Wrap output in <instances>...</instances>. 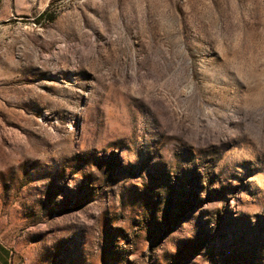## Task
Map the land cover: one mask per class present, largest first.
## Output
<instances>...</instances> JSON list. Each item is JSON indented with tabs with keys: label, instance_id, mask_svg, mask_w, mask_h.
I'll list each match as a JSON object with an SVG mask.
<instances>
[{
	"label": "rangeland",
	"instance_id": "1",
	"mask_svg": "<svg viewBox=\"0 0 264 264\" xmlns=\"http://www.w3.org/2000/svg\"><path fill=\"white\" fill-rule=\"evenodd\" d=\"M0 237L264 264V0H0Z\"/></svg>",
	"mask_w": 264,
	"mask_h": 264
},
{
	"label": "crops",
	"instance_id": "2",
	"mask_svg": "<svg viewBox=\"0 0 264 264\" xmlns=\"http://www.w3.org/2000/svg\"><path fill=\"white\" fill-rule=\"evenodd\" d=\"M0 264H41L37 256L18 251L0 237Z\"/></svg>",
	"mask_w": 264,
	"mask_h": 264
},
{
	"label": "trees",
	"instance_id": "3",
	"mask_svg": "<svg viewBox=\"0 0 264 264\" xmlns=\"http://www.w3.org/2000/svg\"><path fill=\"white\" fill-rule=\"evenodd\" d=\"M50 20H52V19H50Z\"/></svg>",
	"mask_w": 264,
	"mask_h": 264
}]
</instances>
